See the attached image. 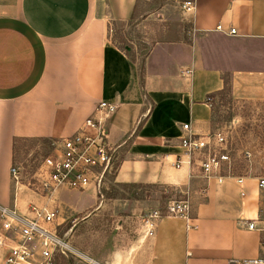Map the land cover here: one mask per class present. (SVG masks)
Wrapping results in <instances>:
<instances>
[{"label": "crops", "instance_id": "obj_1", "mask_svg": "<svg viewBox=\"0 0 264 264\" xmlns=\"http://www.w3.org/2000/svg\"><path fill=\"white\" fill-rule=\"evenodd\" d=\"M194 1L184 20L196 39L156 43L140 73L109 35L111 23L128 21L136 0H0V207L28 205H20L18 194L12 200L14 141L59 142L105 101L118 107L108 136L118 155L113 182L178 189L189 197L192 225L162 213L152 237L141 224L128 230L125 239L133 240L106 264L259 258L258 179L233 168L242 186L206 180L179 145L183 125L196 136L213 132L212 102L227 84L264 101V0Z\"/></svg>", "mask_w": 264, "mask_h": 264}, {"label": "rangeland", "instance_id": "obj_2", "mask_svg": "<svg viewBox=\"0 0 264 264\" xmlns=\"http://www.w3.org/2000/svg\"><path fill=\"white\" fill-rule=\"evenodd\" d=\"M183 0H138L134 18L110 25V39L139 68L156 43L192 42L196 39L185 22L179 6ZM198 40L195 41L197 43ZM213 132L228 134L233 168L241 174L264 179V101H256L238 86L227 84L212 102ZM53 143L36 139L18 141L14 146L13 167L20 171L16 192L12 182V200L18 194L20 205H42L33 193V176L44 158L51 155ZM250 158L245 159L244 154ZM53 206L63 225L57 229L71 254L57 255L51 264L109 263L112 251L124 250L133 239H125L128 230H145L144 222L154 213L164 212L169 202L189 203L178 189L161 186L120 187L113 176L96 190L85 193L57 192ZM32 200H30L31 198ZM135 198L139 199L136 200ZM49 204V203H48ZM51 204V203H50ZM262 218L264 214L262 213ZM118 235V239H111ZM5 250L0 248V260Z\"/></svg>", "mask_w": 264, "mask_h": 264}, {"label": "built area", "instance_id": "obj_3", "mask_svg": "<svg viewBox=\"0 0 264 264\" xmlns=\"http://www.w3.org/2000/svg\"><path fill=\"white\" fill-rule=\"evenodd\" d=\"M179 9L183 17L191 16L195 11V1L183 0ZM216 30L222 31L220 26ZM228 34L235 35V30L231 29ZM117 109L116 104L101 101L75 133L53 142V151L41 162L33 176L32 186L27 184L33 193L47 201L46 204L30 203L24 210L15 206L0 207V248L5 250L0 264H51L55 256L71 254L69 246L57 233L58 216L53 206L54 195L59 191L96 190L114 175L118 166L117 148L109 143L108 136L109 124ZM182 131L180 149L188 158V164L196 165L204 179H214L217 184L232 180L242 186L243 178L233 175L227 133L217 130L205 136H196L190 132L188 125H183ZM244 158L249 159L250 154L245 153ZM10 176L16 192L20 191L19 169L12 167ZM258 188L264 191V179H258ZM240 196H244L242 191ZM165 215L184 220L188 228L192 226L190 203L186 201L169 202L165 207ZM161 217L162 213L154 212L144 222L145 237L154 235L156 223ZM247 229L253 230L254 222H249ZM260 233V256L245 264H264V229Z\"/></svg>", "mask_w": 264, "mask_h": 264}, {"label": "trees", "instance_id": "obj_4", "mask_svg": "<svg viewBox=\"0 0 264 264\" xmlns=\"http://www.w3.org/2000/svg\"><path fill=\"white\" fill-rule=\"evenodd\" d=\"M137 3H138V0H136V4H135V6H134V8H133V11H132V14H131V16H130V18L128 19V22L129 21H131L133 18H134V16H135V13H136V9H137ZM142 69H143V66H142ZM142 69L141 70H139L140 71V73L142 72ZM140 83L141 84H143L142 83V75L140 74ZM140 84V85H141ZM213 97V96H212ZM212 97L211 96H209L208 97V100H211L212 99ZM39 141H43V142H49V143H52L53 141H49V140H39ZM17 143V142H16ZM14 146H15V141H14ZM117 186H120V187H142V186H140V185H117ZM136 200H139V199H137V198H135Z\"/></svg>", "mask_w": 264, "mask_h": 264}]
</instances>
